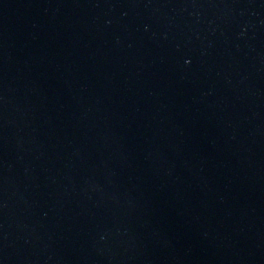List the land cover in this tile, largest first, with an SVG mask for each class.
Returning <instances> with one entry per match:
<instances>
[{
  "label": "water",
  "instance_id": "95a60500",
  "mask_svg": "<svg viewBox=\"0 0 264 264\" xmlns=\"http://www.w3.org/2000/svg\"><path fill=\"white\" fill-rule=\"evenodd\" d=\"M0 264H264V0H0Z\"/></svg>",
  "mask_w": 264,
  "mask_h": 264
}]
</instances>
